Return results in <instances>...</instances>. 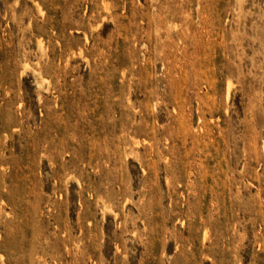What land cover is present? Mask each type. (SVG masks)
I'll return each instance as SVG.
<instances>
[{
	"label": "rangeland",
	"instance_id": "obj_1",
	"mask_svg": "<svg viewBox=\"0 0 264 264\" xmlns=\"http://www.w3.org/2000/svg\"><path fill=\"white\" fill-rule=\"evenodd\" d=\"M0 264H264V0H0Z\"/></svg>",
	"mask_w": 264,
	"mask_h": 264
},
{
	"label": "bare ground",
	"instance_id": "obj_2",
	"mask_svg": "<svg viewBox=\"0 0 264 264\" xmlns=\"http://www.w3.org/2000/svg\"><path fill=\"white\" fill-rule=\"evenodd\" d=\"M40 12V11H39Z\"/></svg>",
	"mask_w": 264,
	"mask_h": 264
}]
</instances>
